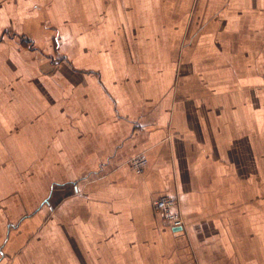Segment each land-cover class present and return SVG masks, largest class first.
<instances>
[{
	"label": "crops",
	"instance_id": "1",
	"mask_svg": "<svg viewBox=\"0 0 264 264\" xmlns=\"http://www.w3.org/2000/svg\"><path fill=\"white\" fill-rule=\"evenodd\" d=\"M0 264H264V0H0Z\"/></svg>",
	"mask_w": 264,
	"mask_h": 264
},
{
	"label": "built area",
	"instance_id": "2",
	"mask_svg": "<svg viewBox=\"0 0 264 264\" xmlns=\"http://www.w3.org/2000/svg\"><path fill=\"white\" fill-rule=\"evenodd\" d=\"M133 159V167L137 172H141L146 168L148 159L145 154L137 155ZM155 206L158 213L165 218L166 222L173 226L183 225V217L176 198L169 194H163L156 199Z\"/></svg>",
	"mask_w": 264,
	"mask_h": 264
},
{
	"label": "rangeland",
	"instance_id": "3",
	"mask_svg": "<svg viewBox=\"0 0 264 264\" xmlns=\"http://www.w3.org/2000/svg\"><path fill=\"white\" fill-rule=\"evenodd\" d=\"M133 157H135V156H133ZM133 157L130 159V161H129V166L134 170V171H136V169L133 167ZM145 169L146 168H144V170L143 171H141V172H138V173H143L144 171H145ZM137 172V171H136ZM161 196V195H160ZM160 196H158V197H160ZM158 197H155V199L153 200V207H154V211H155V213L160 217V219L162 220V221H164V222H166V220H165V218H163L159 213H158V211H157V209H156V206H155V201H156V199L158 198ZM177 200V199H176ZM177 202H178V204H179V201L177 200ZM179 206H180V204H179ZM166 223H168V222H166ZM183 223H184V221H183ZM212 231H214L215 232V229H212ZM203 240L204 241H206V238L204 237L203 238ZM208 243V242H207ZM206 243V244H207ZM193 254V253H192ZM194 256V255H193Z\"/></svg>",
	"mask_w": 264,
	"mask_h": 264
}]
</instances>
